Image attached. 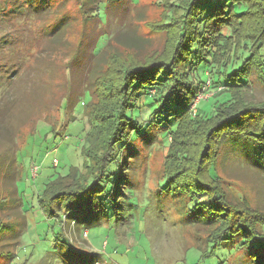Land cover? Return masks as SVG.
<instances>
[{
	"label": "rangeland",
	"instance_id": "rangeland-1",
	"mask_svg": "<svg viewBox=\"0 0 264 264\" xmlns=\"http://www.w3.org/2000/svg\"><path fill=\"white\" fill-rule=\"evenodd\" d=\"M174 1L108 0L103 7L97 0H36L34 11L27 0H0V197L13 205L0 264H253L260 258L264 247L241 238L214 248L202 239L213 228L197 222L207 209L194 210L185 191L180 199L161 189L167 141L144 131L145 124L133 129L126 149L112 150L118 160L108 165H118V172L99 210H68L76 225L62 227L64 206L95 179L92 166L100 167L104 155L92 143L101 135L100 145L107 133L108 119H101L110 99L106 88L118 84L120 64H145L170 52L177 36L176 21L168 19ZM96 8L101 12L91 16ZM250 90L264 97L259 81ZM210 95L201 91L195 99L202 114L213 108ZM146 112L138 116L145 120ZM95 121L103 122L96 133ZM219 150L217 184L230 204L264 212V162L241 143L222 142ZM66 239L83 252L64 257Z\"/></svg>",
	"mask_w": 264,
	"mask_h": 264
},
{
	"label": "trees",
	"instance_id": "trees-1",
	"mask_svg": "<svg viewBox=\"0 0 264 264\" xmlns=\"http://www.w3.org/2000/svg\"><path fill=\"white\" fill-rule=\"evenodd\" d=\"M106 1L96 3L104 7ZM35 2L27 0L34 11ZM171 6L168 19L176 21L177 36L170 52L145 64H120L118 84L113 87L110 83L106 88L110 99L104 108L107 114L101 119H108L107 133L103 144H98L101 135L92 143L93 149L103 150L104 155L97 159L100 167L97 163L92 166L96 169L95 179L83 183L85 188L77 189L64 206L62 227L65 230L64 222L76 225L68 210H99L106 184L118 172V165L114 170L108 165L111 160H118L119 152L112 154V150L126 149L133 129L145 124L144 131H156L162 143L167 141L161 177L165 185L161 189L180 199L186 198L181 194L185 191L194 210L200 204L207 209L208 215L202 221L197 217V222L201 228H213L202 239L214 241L212 248L217 242L225 243L228 237L241 238V244L264 247V212L242 202L230 204L226 192L217 184L216 170L219 145L227 141L241 143L260 165L264 162V97L257 98L250 90L257 80L264 92V0H177ZM92 12L91 16L97 17L101 10ZM102 39L106 44L109 36L104 34ZM201 91L210 92L206 98L214 99L207 115L197 107L200 100H195ZM142 110L148 113L145 120L138 116ZM102 124L93 122V131L96 133L95 127ZM171 135L172 139H168ZM119 176L113 179L118 180ZM6 199L0 197V240L5 230L13 226L7 213L13 205ZM66 241L69 249L64 257L83 252L69 239ZM85 254L94 256L96 252ZM258 255L260 258L253 264H264V251Z\"/></svg>",
	"mask_w": 264,
	"mask_h": 264
}]
</instances>
